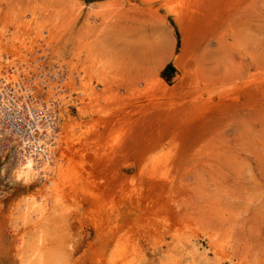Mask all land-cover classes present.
Listing matches in <instances>:
<instances>
[{
	"label": "rangeland",
	"instance_id": "obj_1",
	"mask_svg": "<svg viewBox=\"0 0 264 264\" xmlns=\"http://www.w3.org/2000/svg\"><path fill=\"white\" fill-rule=\"evenodd\" d=\"M28 60L56 163L19 187L0 148V264L15 205L48 182L83 222L71 264L138 241L158 264H264V0H0V67Z\"/></svg>",
	"mask_w": 264,
	"mask_h": 264
},
{
	"label": "bare ground",
	"instance_id": "obj_2",
	"mask_svg": "<svg viewBox=\"0 0 264 264\" xmlns=\"http://www.w3.org/2000/svg\"><path fill=\"white\" fill-rule=\"evenodd\" d=\"M18 71L20 70L14 67H8V68L6 67L5 69L4 67H0V99L2 102V104L0 105L5 104L9 98L15 99L14 98L15 90H11V88L13 87L15 88L19 83ZM17 73L18 76L16 77ZM8 86H12V87H8ZM21 86H20L21 87L20 90H24L28 92V90L30 89V87L25 88L23 87V85ZM10 92H12L13 95L12 94L10 95ZM24 96H26V94H24ZM32 101L33 100L30 99L29 102H27L28 106L31 104L36 107V108L34 107L35 112L34 115L31 116V120H33V122L34 121L36 122L35 126L37 130L35 134H33L34 131H32V137L27 138L22 135L16 136V134L12 132L10 133V131L2 127L1 125L2 120L0 118V148L2 153L7 151L6 146H8L7 148H9L10 145L15 146L14 147L15 156L14 158H12L13 162L12 160L6 162V164L3 166L2 169L3 170L7 169L10 181L14 185L19 187H26V188H28L31 185H39L43 182H47L49 177L54 172V168H55L54 163L56 162H54L55 160L53 155V149H55L54 144L58 139V133L56 132L57 121H55L54 112H52L53 107L55 105V101L54 102L52 100L45 102L39 101L40 107H38L36 104H33ZM13 104L15 106L16 102H13ZM50 112L52 113V115ZM21 114L23 116L25 112H21ZM5 142H7L6 145ZM4 163L5 162H3V164ZM48 184L50 185H47L46 183L44 189H42L41 187L42 190L38 195H33V194L25 195L20 199L19 203L15 205L17 211L20 212L19 213L20 215L16 220L13 219V217L10 218L7 223V226L9 227V234L12 232L14 236L12 245L14 246L15 249H14V257L11 260V264H71V260L82 247L83 240L80 237V234L83 229V222L79 218L78 220H76L75 218L73 219V215L70 214V212H72L71 209L72 206H69L70 204L65 202L66 197L63 198L62 192L60 193V189L58 190L54 188L51 182H48ZM49 203L53 206L56 205L57 209L61 212L56 215V219L53 220L47 219V217L45 216L46 213L44 214L45 207ZM104 218H106V216ZM151 225H153V223ZM28 229L30 230V233L28 238H25L22 233L24 231L27 232L26 230ZM110 229L108 230L110 231ZM181 244H182L181 241L177 239L175 243V247H178L179 255H181V251L183 250L182 247L184 246L183 244H182L183 246H181ZM94 246H95L94 243L88 244V248L90 249L91 252H94ZM148 247L144 246L142 242L138 241L137 243L135 242L132 245L129 246L127 245L126 247L120 244L117 247L118 249L116 248L115 250H111L110 248L111 250L110 252L102 249L100 253L97 254V256H99L100 258V261L98 260L99 262L97 261V263L98 264L99 263L158 264L159 263L158 261H160V259H157V257H155L154 252L152 251L153 249L148 250Z\"/></svg>",
	"mask_w": 264,
	"mask_h": 264
},
{
	"label": "built area",
	"instance_id": "obj_3",
	"mask_svg": "<svg viewBox=\"0 0 264 264\" xmlns=\"http://www.w3.org/2000/svg\"><path fill=\"white\" fill-rule=\"evenodd\" d=\"M42 58H44V56ZM30 63L32 62H29L28 60L27 63H20L18 65L19 69H25L26 75L24 76L23 73H21L19 77L20 79L18 80V85L15 88H11V90H15V99L9 98L5 104L0 105V118L2 120V127L10 131V133H15L16 136L22 135L27 138L32 137V131H34L33 134H35L37 130L35 126L36 122L31 120V116H33L35 112V106L31 104L28 106L27 102L32 99V103L40 107L39 101H44L46 97V95H44V88L46 87L45 82L38 80V78L42 79L44 75L42 72H40V70H38L39 72L37 75H33L28 70ZM38 68L40 69V67ZM21 85H23L25 88L30 87L28 92L20 90L22 87ZM11 94L12 92H10V95ZM24 94H26V96H24ZM13 102H16L15 106ZM0 104H2L1 99ZM21 112H25V114L22 116Z\"/></svg>",
	"mask_w": 264,
	"mask_h": 264
}]
</instances>
